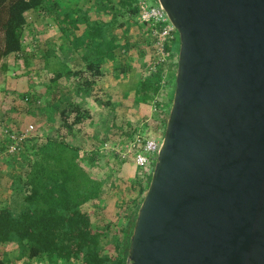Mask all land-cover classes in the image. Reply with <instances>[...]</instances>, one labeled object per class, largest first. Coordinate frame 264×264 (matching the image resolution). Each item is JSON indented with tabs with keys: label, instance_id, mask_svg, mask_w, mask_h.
<instances>
[{
	"label": "water",
	"instance_id": "water-1",
	"mask_svg": "<svg viewBox=\"0 0 264 264\" xmlns=\"http://www.w3.org/2000/svg\"><path fill=\"white\" fill-rule=\"evenodd\" d=\"M171 102L124 264H264V0H155Z\"/></svg>",
	"mask_w": 264,
	"mask_h": 264
},
{
	"label": "trees",
	"instance_id": "trees-1",
	"mask_svg": "<svg viewBox=\"0 0 264 264\" xmlns=\"http://www.w3.org/2000/svg\"><path fill=\"white\" fill-rule=\"evenodd\" d=\"M76 1L70 4L71 10L54 12L53 15L57 19L61 16L64 20V23L56 22L60 27L64 25L66 28H73L84 24V30L72 45L75 49L84 51L85 70L90 75L81 78L78 75L83 73L75 72L72 76L83 79L80 90L87 92V86L100 78L98 67L101 59H113L116 50L121 47L127 49L126 45L120 44L116 34H110L116 24L117 12H111V20L108 22L90 21L87 14L78 13L75 9L82 11L84 5L91 1ZM137 1L119 0L118 3L131 17H136ZM57 4L58 0H0V60L10 54L18 55L24 64L27 61L22 50L25 13L42 9L50 14L51 9L57 8ZM96 8L101 11L104 5L98 3ZM171 46H166L165 51L175 59L177 45L174 52ZM0 71H7L5 64H0ZM65 72L71 75L70 71ZM161 72L162 68L158 67L155 72L138 82L131 100L135 104L152 103L154 113L151 130H161L162 137L168 108L158 99ZM62 76V73H54L52 82ZM19 97L22 98L23 95L20 94ZM168 101L170 104V99ZM50 118L53 122L49 125L53 128L55 126L54 130L58 133L63 128L66 135L47 137L42 142L32 137L25 140L19 153L14 155L19 156L14 162L18 174L14 184L7 187V204L0 207V247L13 244L24 254L20 259L42 260L44 264H124L128 240L141 199L134 206L133 212H130L131 217L120 226L115 227L112 221L92 226L88 215L81 208L100 198L108 179L103 181L102 178H97L85 165L91 167L92 163L97 162L98 143H103L106 137H102L94 145L90 143L95 149L81 155L82 147L72 145L67 139L70 138L72 128L89 119L88 111L81 110L75 102H67L53 108ZM56 120L59 125L53 124ZM142 129L124 125L119 140L112 146L129 143L135 136H142ZM116 157L117 155H113V161L119 162ZM141 177V181H138L139 197L146 191L150 174L143 170ZM109 230L113 231L108 234ZM108 236L114 241L109 240ZM111 244L115 250L113 257L104 253L106 246ZM0 264H9V259L1 253Z\"/></svg>",
	"mask_w": 264,
	"mask_h": 264
},
{
	"label": "crops",
	"instance_id": "crops-1",
	"mask_svg": "<svg viewBox=\"0 0 264 264\" xmlns=\"http://www.w3.org/2000/svg\"><path fill=\"white\" fill-rule=\"evenodd\" d=\"M100 2L101 0H91L87 6L84 5L82 11L79 9H75V11L84 15L87 14V19L90 21L108 22L111 20V12L107 14V18L93 17L94 10H97L96 5ZM117 7L128 14L126 10L120 8L119 3ZM110 9L113 12L119 13L117 10ZM69 10H71L70 7ZM54 12L62 13L63 11H60L57 5L55 10L51 9L50 14H48L47 10L43 12L42 9H39L28 11L24 15L25 26L22 44L25 46L24 56L27 61L24 64L20 62L23 67L22 70H24L22 85H20L21 82L19 80L11 81L12 55L10 54L0 60L7 67L6 78L4 79L5 85L4 87L0 85V122L10 130L11 128L16 130L13 124H11V116L13 115L11 110L13 106L11 104V89L14 90L15 87L19 86L21 87L20 89L30 93L28 98L34 100L35 104H39L37 98H41V95L45 97V109L49 108V111H45L43 114L44 117L41 121L43 131L40 142L44 141L47 137L66 135L63 128L58 133L54 130L55 126L53 128L49 125V123L53 122V119L50 118L52 109L63 106L67 102H75L81 110L88 111L89 119L83 121L79 126L72 128L70 138L67 141H70L72 145L81 146L82 150L80 154H82L83 152H90L95 149V146H91L90 143L94 145L102 137H106L103 143H99L98 151L102 150L103 146L111 151L113 148L112 144H115L119 140L120 132L122 133L121 130L124 125L141 126L142 128L148 123V118L151 117V120L153 118V114L151 115L150 112V102L135 104L131 100L134 98V91L138 82L148 75L146 69L152 51L148 27L137 22V13L136 17H131L128 14L129 17L125 19L126 23L123 26V28L128 30L124 34V37H118L120 44L126 45L127 50H124L122 47L120 50H116L113 59L103 57L98 67L100 78L94 84L87 86V92H82L80 87L83 79H79L78 76L82 78L90 75V73L85 70L84 51L75 49L72 44L81 35L84 30V24H79L73 28H66L64 25L60 27L56 22L64 23V20H62L61 16L58 19L54 18ZM123 12L122 14H124ZM50 23L54 24L53 28L50 26ZM131 25L135 29H132ZM51 29L56 32L49 34V30ZM111 33H114L113 29ZM33 42L36 44L41 42V45L37 49H34L33 52H28V46ZM170 57L173 58L172 55ZM65 70L70 71L71 75L65 72ZM56 72L62 73L63 76L53 83L52 77ZM75 72H82L83 74L77 77L72 76ZM49 92L50 95L48 96ZM27 101L28 99L25 102ZM163 106H165L164 103ZM53 124L59 125V121L56 120ZM126 159L132 160L129 155ZM9 161L8 158L0 164V174L4 171L5 166H9ZM2 164L6 165L3 166ZM7 186L5 183V189ZM1 189L0 187V203H2V199L6 201L7 198L4 199L2 197ZM104 198L105 194L103 190L98 200L88 202L82 206L81 210L88 215L89 221V207L92 206L91 204L103 201ZM34 261L36 262V260H32L31 262ZM41 262L44 264L42 260Z\"/></svg>",
	"mask_w": 264,
	"mask_h": 264
},
{
	"label": "rangeland",
	"instance_id": "rangeland-1",
	"mask_svg": "<svg viewBox=\"0 0 264 264\" xmlns=\"http://www.w3.org/2000/svg\"><path fill=\"white\" fill-rule=\"evenodd\" d=\"M91 1V0H90ZM117 0H101L100 3L104 5V9L102 11L94 10L93 17L96 18H107L110 12H112V9L119 11L118 15L115 17V26L113 27L114 33L119 37H124V34L127 32L128 29L123 28L124 24L126 23L125 19L129 17L128 14L121 11L116 3ZM147 6H156V2L154 0H144ZM73 2H77L76 0H58V7L60 11L69 10L70 4ZM87 6V4H86ZM122 12L124 14H122ZM120 25V26H119ZM50 26L53 28L54 24L50 23ZM132 29H135L133 25H131ZM55 29V28H54ZM56 32L55 30L52 31L49 30V34ZM176 34V32H175ZM178 38L176 34V40L172 44L171 47H173V50H176ZM41 45V42L36 45V48ZM22 50L24 52L25 46L22 44ZM177 54V51H176ZM174 56V55H173ZM21 59L18 55H12L11 56V81L19 80L20 85H22V81L24 80V74H23V67ZM3 64V62H0V64ZM175 64H176V58H171V63H167L165 66V84L164 89L159 92L158 99L161 101V103L166 106L169 110V101H171L172 93H173V84H174V72H175ZM6 72L2 73L0 71V85L4 87V82L6 78ZM40 77V76H39ZM37 78V77H36ZM38 85V84H37ZM21 87L17 86L14 88V90L11 89V104L12 106V116H11V124L15 127L16 131L22 130L26 128L27 125H31L33 127L32 135L34 138H37L38 141L42 139V126L41 123L44 112L49 111V108L45 109V97L41 95V98H37V101L39 104H35L33 101L29 99L30 93L26 90L20 89ZM23 95V97L20 99L19 95ZM37 95H39L37 93ZM50 95V92L48 93V96ZM5 96V95H4ZM3 96V97H4ZM7 97V96H5ZM4 97V98H5ZM25 98L28 99L27 102H25ZM154 108L151 103L150 112L151 115ZM148 125L147 127H139L143 130L142 137H148L150 140L155 142H160L161 140V130L154 129L151 130V117L148 118ZM12 129V128H11ZM13 130V129H12ZM98 141V140H96ZM96 144V143H95ZM99 144V143H98ZM100 145V144H99ZM103 146V144H102ZM106 150V151H105ZM122 150L123 146H113L112 150L109 151L106 149V147H102V150L98 151L99 156L97 158V162L92 163V166L89 167L88 165H85L86 168L90 171L91 174H94L97 178L108 179L107 186L104 187V194L105 198L103 201L97 203V204H91L92 209L89 207V216H90V222L92 223V226H100L101 224H107L110 221L113 222V225L115 227L120 226L121 224L125 223L128 217H131V213L133 212L134 206L139 202V200L142 198V196L139 197L137 194L138 192V181H141L142 177V171L144 170L146 173L150 174L149 168H139L136 167L135 164L131 159H126L127 155L122 156ZM118 153V154H115ZM121 154V155H120ZM82 155V154H81ZM112 155V156H111ZM113 155H117V160L119 162H114ZM18 159L19 156H13L12 158H9V166H5L3 169L4 171L2 174H0V187L2 188V197L4 199L6 198V201L2 199V203H0V207H4L7 204L8 200V191L7 188L5 189V183L6 185L14 184L16 176L18 172L16 171V165L15 160ZM155 155L152 159V164L154 163ZM1 165V166H2ZM153 166V165H152ZM151 166V167H152ZM2 183V184H1ZM7 186V187H8ZM5 189V190H4ZM96 206V207H95ZM130 213V215H129ZM122 215V216H121ZM119 216L122 218L119 219ZM113 228V227H111ZM113 230H109L108 234L111 233ZM109 237V236H108ZM109 240H113V238L109 237ZM0 253L5 255L9 259V264H42L40 261H25L22 258L20 259L21 255H24L19 249L16 248L15 245H2L0 247ZM104 253L108 256L113 257L115 255L114 245H108L106 246ZM71 264H77L75 262H72Z\"/></svg>",
	"mask_w": 264,
	"mask_h": 264
},
{
	"label": "built area",
	"instance_id": "built-area-1",
	"mask_svg": "<svg viewBox=\"0 0 264 264\" xmlns=\"http://www.w3.org/2000/svg\"><path fill=\"white\" fill-rule=\"evenodd\" d=\"M137 9L136 20L139 24L148 27L150 36V60L146 73H153L158 67L162 68L160 86L161 92L165 84V66L171 63L170 55L165 51L166 46H171L176 40V34L169 24L163 10L158 6H147L144 0H138L135 5ZM36 43L29 44L27 51L33 52ZM25 101L27 98L24 99ZM33 127L27 125L26 128L16 131L10 130L0 122V164L11 156L19 153L21 144L33 137ZM122 156L129 155L133 163L139 168H149L151 172V163L156 154L159 142L150 140L142 136H135L129 143L123 144ZM118 154V153H115ZM121 155V154H120Z\"/></svg>",
	"mask_w": 264,
	"mask_h": 264
}]
</instances>
